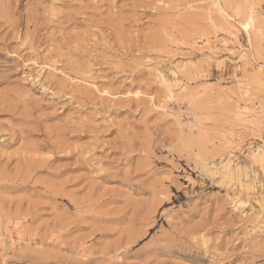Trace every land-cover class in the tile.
<instances>
[{"label":"rangeland","instance_id":"obj_1","mask_svg":"<svg viewBox=\"0 0 264 264\" xmlns=\"http://www.w3.org/2000/svg\"><path fill=\"white\" fill-rule=\"evenodd\" d=\"M0 264H264V0H0Z\"/></svg>","mask_w":264,"mask_h":264},{"label":"bare ground","instance_id":"obj_2","mask_svg":"<svg viewBox=\"0 0 264 264\" xmlns=\"http://www.w3.org/2000/svg\"><path fill=\"white\" fill-rule=\"evenodd\" d=\"M217 5H218V3H217ZM217 12L224 13L223 9L220 8V7L217 10ZM254 25H255V20L253 18H251V17L249 19L245 20L243 23H240V26L242 27V30H244L247 33V35H249L250 38H251V29L253 28ZM252 153H253L252 154L253 157H257L258 159L260 158V153H256V151L252 152Z\"/></svg>","mask_w":264,"mask_h":264}]
</instances>
